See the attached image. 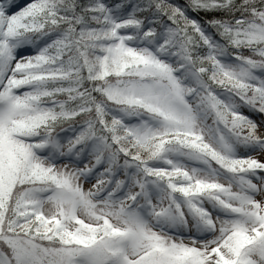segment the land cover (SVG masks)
Segmentation results:
<instances>
[{
    "label": "snow or ice",
    "instance_id": "6c2138e0",
    "mask_svg": "<svg viewBox=\"0 0 264 264\" xmlns=\"http://www.w3.org/2000/svg\"><path fill=\"white\" fill-rule=\"evenodd\" d=\"M0 264H264V0H0Z\"/></svg>",
    "mask_w": 264,
    "mask_h": 264
},
{
    "label": "trees",
    "instance_id": "16d2710c",
    "mask_svg": "<svg viewBox=\"0 0 264 264\" xmlns=\"http://www.w3.org/2000/svg\"><path fill=\"white\" fill-rule=\"evenodd\" d=\"M257 119H259V117H256Z\"/></svg>",
    "mask_w": 264,
    "mask_h": 264
},
{
    "label": "rangeland",
    "instance_id": "374dc122",
    "mask_svg": "<svg viewBox=\"0 0 264 264\" xmlns=\"http://www.w3.org/2000/svg\"><path fill=\"white\" fill-rule=\"evenodd\" d=\"M86 186H88V185H86Z\"/></svg>",
    "mask_w": 264,
    "mask_h": 264
}]
</instances>
